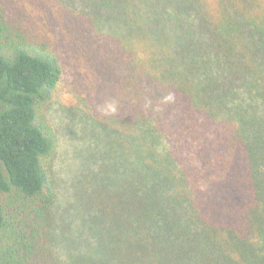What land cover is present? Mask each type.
Returning <instances> with one entry per match:
<instances>
[{
	"label": "trees",
	"instance_id": "16d2710c",
	"mask_svg": "<svg viewBox=\"0 0 264 264\" xmlns=\"http://www.w3.org/2000/svg\"><path fill=\"white\" fill-rule=\"evenodd\" d=\"M89 2L128 110L62 181L59 57L0 15V264H264V0Z\"/></svg>",
	"mask_w": 264,
	"mask_h": 264
},
{
	"label": "rangeland",
	"instance_id": "374dc122",
	"mask_svg": "<svg viewBox=\"0 0 264 264\" xmlns=\"http://www.w3.org/2000/svg\"><path fill=\"white\" fill-rule=\"evenodd\" d=\"M89 1L0 0V15L14 31L30 41L45 43L59 57L61 75L46 117L57 134L55 170L61 181L86 171L88 166L95 167L86 165L88 155L99 149V139H108V134L116 132L118 112L104 116L98 106L105 100H115L118 109L128 110L120 105L118 83L98 69V57L94 54L97 43L89 52L87 32L82 31L89 26L85 18ZM101 160L99 157L96 162ZM61 184L59 193L64 203L71 190Z\"/></svg>",
	"mask_w": 264,
	"mask_h": 264
},
{
	"label": "clouds",
	"instance_id": "9594fccd",
	"mask_svg": "<svg viewBox=\"0 0 264 264\" xmlns=\"http://www.w3.org/2000/svg\"><path fill=\"white\" fill-rule=\"evenodd\" d=\"M98 111L104 116L114 115L118 112V103L115 100H105L98 106Z\"/></svg>",
	"mask_w": 264,
	"mask_h": 264
}]
</instances>
